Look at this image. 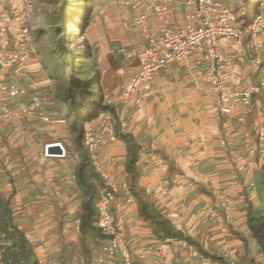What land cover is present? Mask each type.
I'll use <instances>...</instances> for the list:
<instances>
[{"label":"crops","instance_id":"0c3cea01","mask_svg":"<svg viewBox=\"0 0 264 264\" xmlns=\"http://www.w3.org/2000/svg\"><path fill=\"white\" fill-rule=\"evenodd\" d=\"M107 2L98 13L99 22L91 24L85 35L91 75L97 77L95 90L103 106L120 115L122 123L116 131L121 129L119 134L133 137L141 146L139 186L145 195L162 217L180 214L170 223L181 237L158 239L124 188L129 185L125 143L117 134L114 141L105 139L98 146L93 155L115 184L112 217L133 264H213L185 238L228 264H237L245 255L259 261L247 216H258L259 211L264 215V87L260 85L264 49L255 54L262 63L255 68L248 62L250 55L240 62L227 44L222 46L228 62L223 70L227 84L259 87L251 96L257 105L253 113L243 115L238 105L232 115L217 120L212 113L214 96L206 92V68L190 59L159 71L153 94L140 107L123 109L120 96L138 69L137 61L125 54L144 46L145 41L134 26L133 12ZM3 9L13 16L20 10V0H0ZM172 14L173 24L182 26V10L174 7ZM236 15L242 28L243 19ZM151 27L157 28L153 21ZM5 77V81H18L29 88L25 101L36 91L49 100L45 106L49 122L37 115L0 123V196L10 199L14 221L33 246L39 264H88L78 250L80 233L75 225L83 202L76 172L83 158L74 143L71 120L35 58L27 77L15 80L13 70ZM7 104L13 107L15 102ZM53 143L65 146L66 158L44 157V146ZM223 199L230 205L229 212L220 206ZM100 256L101 249H94L89 264Z\"/></svg>","mask_w":264,"mask_h":264},{"label":"built area","instance_id":"2783aa9c","mask_svg":"<svg viewBox=\"0 0 264 264\" xmlns=\"http://www.w3.org/2000/svg\"><path fill=\"white\" fill-rule=\"evenodd\" d=\"M119 4L133 12L134 26L145 41L144 46L125 54L128 59L137 61L138 69L129 78L120 96L121 108L140 107L143 99L153 94L154 79L159 71L171 64L190 59L199 66L204 64L206 68V92L214 96L212 113L217 120L232 115L238 105L243 115L255 111L257 105L252 103L251 96L259 91V87L251 84L233 87L227 84L223 70L228 67V62L222 46L227 44V48L238 56L240 62H244L250 55L248 62L255 68L260 67L262 63L255 54L264 49V11L260 9L246 32L242 29L243 26L240 27L241 21L234 10L218 0H120ZM174 7L183 13L180 27L173 24ZM32 11L31 0H20V10L13 16H10L9 11L0 10V123L37 115L42 122H49L45 111L49 102L46 97L36 91L25 101L29 96V88L20 85L18 81L1 80L11 70L15 80L28 75L31 60L36 54L29 26ZM151 21L156 24V29L151 27ZM260 85L264 87V81ZM20 100L23 101L19 102ZM8 101H14V106L9 107ZM121 123L120 115L112 110L106 111L98 122H86L83 127L82 144L87 158L104 183V188L99 190L96 206V226L110 239L101 248L103 256L95 259L93 264H133L123 233L116 228L111 214L115 184L108 173L101 171L93 155L105 139H116V135L121 133V129L120 132L116 131V126ZM53 147H58L60 153H50ZM43 155L45 158L64 159L67 157V150L62 143L47 144ZM75 158L80 160L78 155ZM262 161L264 162V155ZM72 179L75 180V175ZM124 188L130 194L128 187ZM220 206L227 212L230 211L226 199L221 200ZM179 217L178 212L164 215L169 222L178 220ZM75 225L79 231V219H76Z\"/></svg>","mask_w":264,"mask_h":264},{"label":"trees","instance_id":"16d2710c","mask_svg":"<svg viewBox=\"0 0 264 264\" xmlns=\"http://www.w3.org/2000/svg\"><path fill=\"white\" fill-rule=\"evenodd\" d=\"M64 6L61 10L64 9ZM262 6H264V2H261L259 6L256 5L254 8H249L247 11L244 10L242 17H240L243 19V29H249ZM83 10L86 12L89 7H85ZM60 31L63 30L58 29V32ZM65 34L66 30L63 31L57 44L58 48L61 49V54L63 53L64 61L62 66L66 69V80L57 86H53V96L65 109L68 121L73 117L70 130L74 135L75 146L80 150L79 155L83 158L76 172L77 187L83 197L79 216L80 240L78 250L90 263L93 250L101 249L110 239L96 226L98 221L96 206L99 200V190L104 188V183L87 159L86 150L82 144L83 127L86 122L96 119L104 111L112 110L103 106L102 97L95 90L97 77L91 75L90 69L89 71L86 69V63L79 62L77 64L75 54L67 46ZM118 137L126 145L127 160L125 171L129 179L128 189L137 202L140 218L150 225L153 234L158 239L180 238L181 235L174 230L170 222L159 214L139 186L142 178V170L139 164L141 146L129 135L118 134ZM247 228L250 239L256 245L260 260L258 261L254 257L245 255L237 264H264V215L253 216L248 214ZM185 240L190 245L196 246L201 256L210 260L211 263L228 264L222 258L203 251L198 244H195L190 239L185 238ZM0 241L2 244L0 247V264H39L33 246L27 241L24 231L19 229L14 221L10 199H5L1 196ZM245 249H247V245H245Z\"/></svg>","mask_w":264,"mask_h":264},{"label":"rangeland","instance_id":"374dc122","mask_svg":"<svg viewBox=\"0 0 264 264\" xmlns=\"http://www.w3.org/2000/svg\"><path fill=\"white\" fill-rule=\"evenodd\" d=\"M107 1L119 3L118 0H31L33 15L29 26L36 52L34 58L37 66L43 70L47 79L54 86L66 80V69L62 66L63 53L61 54V49L57 44L65 30L67 46L75 54L77 64L84 62L86 69L92 71L89 66L90 47L85 41V35L91 24L99 22L98 13L108 4ZM218 1L231 7L241 17L244 10L247 11L264 2V0ZM63 6L64 9L61 10ZM85 7H89L86 12L83 10ZM260 9L263 12L264 6ZM58 29L63 31L58 32ZM93 79L95 78L93 77ZM1 80L5 81L7 78L4 77ZM105 113L106 111L99 118L92 120V123L98 122ZM70 119V124H72L73 117ZM111 214L113 215V210H111ZM262 214L261 211L257 213L258 216Z\"/></svg>","mask_w":264,"mask_h":264},{"label":"water","instance_id":"95a60500","mask_svg":"<svg viewBox=\"0 0 264 264\" xmlns=\"http://www.w3.org/2000/svg\"><path fill=\"white\" fill-rule=\"evenodd\" d=\"M50 152H52V153H60L58 147H53V148H51V149H50Z\"/></svg>","mask_w":264,"mask_h":264}]
</instances>
